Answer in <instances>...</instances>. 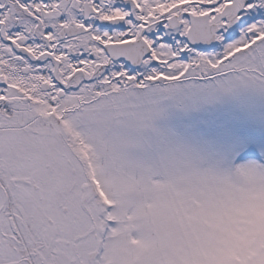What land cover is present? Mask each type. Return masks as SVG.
<instances>
[{
	"label": "snow or ice",
	"instance_id": "1",
	"mask_svg": "<svg viewBox=\"0 0 264 264\" xmlns=\"http://www.w3.org/2000/svg\"><path fill=\"white\" fill-rule=\"evenodd\" d=\"M201 85L264 91V0H0V264H136L143 134Z\"/></svg>",
	"mask_w": 264,
	"mask_h": 264
},
{
	"label": "clouds",
	"instance_id": "2",
	"mask_svg": "<svg viewBox=\"0 0 264 264\" xmlns=\"http://www.w3.org/2000/svg\"><path fill=\"white\" fill-rule=\"evenodd\" d=\"M132 194L136 264L264 261V167L171 160Z\"/></svg>",
	"mask_w": 264,
	"mask_h": 264
},
{
	"label": "rangeland",
	"instance_id": "3",
	"mask_svg": "<svg viewBox=\"0 0 264 264\" xmlns=\"http://www.w3.org/2000/svg\"><path fill=\"white\" fill-rule=\"evenodd\" d=\"M163 113L144 132L143 161L171 160L264 167V91L204 85L184 103L165 100Z\"/></svg>",
	"mask_w": 264,
	"mask_h": 264
}]
</instances>
